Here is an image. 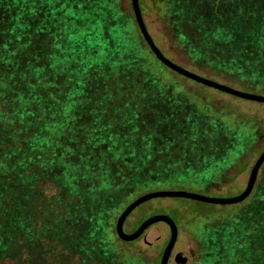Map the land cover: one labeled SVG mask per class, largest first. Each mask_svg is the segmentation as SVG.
<instances>
[{"label": "trees", "instance_id": "1", "mask_svg": "<svg viewBox=\"0 0 264 264\" xmlns=\"http://www.w3.org/2000/svg\"><path fill=\"white\" fill-rule=\"evenodd\" d=\"M187 1L152 0L161 13L174 4L194 11ZM10 2L0 0V264H69L75 257L159 264L161 253L147 258L128 249L137 239L118 244L112 219L152 187L183 179L185 147L194 142L188 132H208L191 97L205 99L201 83L162 64L136 25L111 23L88 1L70 16L73 24L57 7L40 23L44 12L35 18L20 6L6 9ZM226 4L225 12L197 16L198 31L228 54L209 46L187 52L197 64L264 90V0ZM258 178L257 201L252 194L245 210L237 204L206 222L214 237L231 238L240 264H264Z\"/></svg>", "mask_w": 264, "mask_h": 264}, {"label": "rangeland", "instance_id": "2", "mask_svg": "<svg viewBox=\"0 0 264 264\" xmlns=\"http://www.w3.org/2000/svg\"><path fill=\"white\" fill-rule=\"evenodd\" d=\"M11 1L5 6L6 9L20 6L19 9L24 12H34L35 18L37 14L44 12V17L40 23L43 20H50V14L54 13V7H57V11L61 12V20L73 24L69 19L70 16L86 7L85 4L78 7L80 2L88 1L92 7H96L101 10L100 12L106 14L105 17H109L111 23H114L115 19L122 23H129L134 27L136 25L132 15L130 0ZM207 1L208 4L204 0H188V4L195 6L192 12L190 10H185L186 12L175 11L176 4H174V6L168 8L166 13H161L156 8L159 4L155 3V7L152 0H139V4L141 11L144 9L143 5L146 4L147 7L142 11L145 24L154 42L168 59L189 71L233 88L264 94L263 89L253 88L233 80L222 72H216L215 68L197 64L194 56L188 54L187 51L193 46L215 48L220 56L228 54L227 50L222 53L218 46H214L215 43L212 44L215 38L211 34L206 36L207 34L202 32L203 30L198 31L200 18L197 14L199 12H213L217 7L222 12H225L228 5L226 2L234 3L237 0H233L234 2L231 0L222 2L221 0L219 5L216 0H213L215 1V3L213 2L214 4H209L212 0ZM125 15H129L130 19ZM58 17L60 18L59 15ZM169 23H174V25L171 26ZM35 24L37 25L36 22ZM41 26L44 29L47 25L41 24ZM215 36L217 37L218 34ZM99 40L96 36L95 41ZM200 87L201 91L206 95L201 98L205 99L197 98L195 93L190 94L191 97L193 95L198 107L201 109L199 113H202V116L198 119L200 120L199 125L206 128L208 132H188L190 140L192 139L194 142H188L187 147H185L190 156H187L186 161L184 160V164H182V171H185L182 176L183 179L173 181L167 186H154L151 189L185 190L208 197H232L239 194L245 187L250 168L264 148V103L245 100L203 84H200ZM254 122L259 125L255 126ZM238 157L241 158L239 159ZM175 166L179 167L180 165ZM263 168L264 163L258 175L260 180L264 177ZM253 192L254 188L242 203H237L238 205L243 204V210L248 207L246 202L250 199ZM253 195V199L256 200L258 195ZM237 204H216L182 197L152 198L140 204L127 216L123 228L126 232H130L146 217L166 214L177 225L178 238L175 246L183 248L182 251L188 253L187 264H240L235 262L231 256L233 251L230 249L234 246L231 238L214 237L213 231L215 229H212L211 225H206L207 221L215 217L218 218L221 214L225 217L226 212ZM122 208L120 207L117 212H120ZM115 219H112L113 230ZM102 221L103 219H100V223L103 224L104 222ZM215 225L220 227L219 230L224 227L223 223ZM168 237V226L163 222H156L147 228L128 249L142 251L147 258L159 257L158 255L162 252ZM116 240L118 244L126 246L124 241L120 240L117 235ZM175 250L172 253V260L169 264H177L175 262ZM9 264L14 263L10 262ZM69 264L85 263H81L79 258L75 257L74 261Z\"/></svg>", "mask_w": 264, "mask_h": 264}, {"label": "water", "instance_id": "3", "mask_svg": "<svg viewBox=\"0 0 264 264\" xmlns=\"http://www.w3.org/2000/svg\"><path fill=\"white\" fill-rule=\"evenodd\" d=\"M132 15L134 17L135 24L145 42V44L149 47L151 52L155 55V57L166 67L177 72L180 75H183L195 82L201 83L208 87L217 89L219 91L225 92L227 94L249 100L255 101L259 103H264V95L258 93H251L242 91L226 84L217 82L215 80L209 79L207 77H203L198 75L192 71H189L182 66L174 63L170 59H168L154 42L152 36L150 35L147 26L145 24L143 14L140 8L139 0H130ZM264 163V148L256 157L254 163L252 164L249 176L246 182L245 187L239 192V194L234 195L232 197H208L201 194L185 191V190H153L146 192L144 194L139 195L133 201H131L128 205L124 207V209L119 213L114 222V230L117 237L124 241L130 242L136 240L140 237L144 231L154 225L156 222H163L169 227V237L168 240L162 249L161 256L159 259V264H168V260L171 256L172 250L176 243L178 237V229L174 220L166 214H156L146 217L139 223V225L130 232H126L123 228V224L127 216L140 204L143 202L150 200L152 198L158 197H182L189 198L203 202L216 203V204H237L244 201L252 192L258 173L260 171L261 166ZM188 261V253L185 251H180L175 254V262L185 264Z\"/></svg>", "mask_w": 264, "mask_h": 264}, {"label": "flooded vegetation", "instance_id": "4", "mask_svg": "<svg viewBox=\"0 0 264 264\" xmlns=\"http://www.w3.org/2000/svg\"><path fill=\"white\" fill-rule=\"evenodd\" d=\"M167 225V224H166ZM168 226V225H167ZM169 228V227H168ZM178 238V237H177ZM168 240V239H167ZM175 245H176V243H175ZM174 245V248H173V250H172V253H173V251L175 250V253H177L178 251H182L183 250V248H177L176 246ZM172 253H171V256H172ZM171 256H170V258H169V260H168V264H169V262H171V260H172V258H171ZM177 263V262H176ZM188 262H186L185 264H187ZM177 264H181V263H177Z\"/></svg>", "mask_w": 264, "mask_h": 264}]
</instances>
